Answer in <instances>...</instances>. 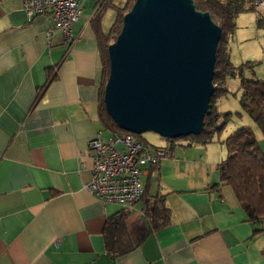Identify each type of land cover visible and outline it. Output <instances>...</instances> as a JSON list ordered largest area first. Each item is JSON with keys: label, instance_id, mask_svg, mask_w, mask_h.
Returning <instances> with one entry per match:
<instances>
[{"label": "crops", "instance_id": "0c3cea01", "mask_svg": "<svg viewBox=\"0 0 264 264\" xmlns=\"http://www.w3.org/2000/svg\"><path fill=\"white\" fill-rule=\"evenodd\" d=\"M96 10L94 0L84 1L67 49L59 36L47 40L49 15L28 20L22 0H0V264H264V220L250 222L232 188L220 184L223 141L231 133L206 145L168 146L142 176V200L130 210L86 190L88 144L112 134L99 115ZM112 12L101 18L104 35L116 19ZM156 196L165 197L170 213L161 228L143 214L144 202ZM121 211H128L134 248L114 257L103 233Z\"/></svg>", "mask_w": 264, "mask_h": 264}, {"label": "water", "instance_id": "95a60500", "mask_svg": "<svg viewBox=\"0 0 264 264\" xmlns=\"http://www.w3.org/2000/svg\"><path fill=\"white\" fill-rule=\"evenodd\" d=\"M220 37L221 27L194 0H135L107 47V115L137 136L199 135L215 91Z\"/></svg>", "mask_w": 264, "mask_h": 264}, {"label": "trees", "instance_id": "16d2710c", "mask_svg": "<svg viewBox=\"0 0 264 264\" xmlns=\"http://www.w3.org/2000/svg\"><path fill=\"white\" fill-rule=\"evenodd\" d=\"M113 0H103L94 13L91 26L96 34L102 62L103 81L99 115L102 123L112 133H126L120 130L110 119L103 104V91L109 74L107 47L116 39L123 16L120 9L112 5ZM135 0H132L134 3ZM196 7L208 11L213 21L221 27V37L217 47L215 72L212 82L215 86L211 98L209 115L204 117V127L197 136H189L182 140L202 145L212 142L214 136L220 133L229 120L230 113L222 115L215 108V101L229 94L224 87L225 80L230 76H239L242 95L239 100L241 110L251 118L264 137V80L245 78L242 75L245 65L234 67L230 61L228 44L234 35L237 16L251 8H245L244 0H194ZM133 5V4H132ZM132 7V6H131ZM108 9H113L116 19L109 32L104 35L100 31V21ZM231 76V77H232ZM52 80L48 76L46 85ZM46 87V86H45ZM44 87V88H45ZM42 88L41 90H44ZM40 95V94H39ZM39 97V96H38ZM38 97L35 103L38 101ZM141 138V136H137ZM176 141V140H175ZM173 142V141H170ZM226 158L218 165L220 184L230 186L240 206L252 223L264 220V153L259 147L251 128L242 127L233 131L224 141ZM128 211H121L107 219L104 228V243L108 254L121 257L133 250V245L127 237L125 220ZM143 214L156 228L170 224V213L165 206V197L156 196L144 202ZM263 231V230H262ZM258 232V231H256Z\"/></svg>", "mask_w": 264, "mask_h": 264}, {"label": "built area", "instance_id": "2783aa9c", "mask_svg": "<svg viewBox=\"0 0 264 264\" xmlns=\"http://www.w3.org/2000/svg\"><path fill=\"white\" fill-rule=\"evenodd\" d=\"M84 1L22 0V9L28 20L49 15L52 25L47 31V40L59 36L61 44L70 49L75 42L73 27L81 17ZM246 1L264 18V0ZM94 2L97 9L103 0ZM150 147L148 142L132 133H112L106 138L96 135L88 144L92 166L86 190L104 204H114L122 210L132 209L144 194L142 176L168 155V146Z\"/></svg>", "mask_w": 264, "mask_h": 264}, {"label": "rangeland", "instance_id": "374dc122", "mask_svg": "<svg viewBox=\"0 0 264 264\" xmlns=\"http://www.w3.org/2000/svg\"><path fill=\"white\" fill-rule=\"evenodd\" d=\"M245 1V8H250ZM132 0H115V5L125 15L132 6ZM115 15V12H112ZM235 32L228 44L230 61L234 67L245 65L242 75L245 78H257L264 80V18L255 11L248 10L237 16L235 19ZM216 86V85H214ZM224 87L229 94L218 98L215 101V108L218 113L225 115L230 113L229 120L224 129L214 136V140L225 139L237 128L248 127L257 132L259 140L264 137L259 135L257 126L251 118L247 116L239 105L242 95L239 76H229L225 80ZM148 142L152 147L171 146L177 142H184L182 139L170 142L160 138L158 135L148 132L141 135V138ZM258 141L260 149L264 152V141Z\"/></svg>", "mask_w": 264, "mask_h": 264}]
</instances>
